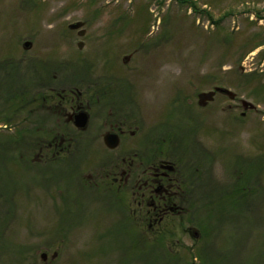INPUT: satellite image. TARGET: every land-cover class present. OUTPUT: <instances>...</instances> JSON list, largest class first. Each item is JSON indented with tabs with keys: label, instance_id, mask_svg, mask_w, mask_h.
Wrapping results in <instances>:
<instances>
[{
	"label": "rangeland",
	"instance_id": "1",
	"mask_svg": "<svg viewBox=\"0 0 264 264\" xmlns=\"http://www.w3.org/2000/svg\"><path fill=\"white\" fill-rule=\"evenodd\" d=\"M77 22L87 40L68 28ZM106 60L140 82L124 96L162 117L145 145L172 139L207 171L165 234L143 232L94 188L107 181L105 146L51 159L46 113L32 116L39 82L68 85ZM215 87L236 98L202 109L199 94ZM21 94L29 105L14 109ZM0 264H264V0H0Z\"/></svg>",
	"mask_w": 264,
	"mask_h": 264
},
{
	"label": "flooded vegetation",
	"instance_id": "2",
	"mask_svg": "<svg viewBox=\"0 0 264 264\" xmlns=\"http://www.w3.org/2000/svg\"><path fill=\"white\" fill-rule=\"evenodd\" d=\"M80 31H76V34L87 40L88 34L85 32L80 35ZM106 35L110 41L114 33ZM80 43L84 46L83 42ZM104 47L107 51L105 59H108V51L112 47L109 42ZM131 58L129 56L122 60L124 67ZM113 63L106 60V64H98L93 70L94 75L79 77L68 85H52L51 77L39 82L42 92L36 94L40 98L34 97L32 92L28 93L30 96L27 95L32 99V116L39 111L46 113L45 130L50 137L54 133L47 147L48 152L52 151L51 159H70L85 144L105 146V152L110 153L99 162L102 173L99 174L107 181L93 182L94 188L112 194L116 203L128 213L127 221L131 213L133 222L143 232L149 229L150 232L165 234L162 224L172 216L185 213L184 204L186 203V207L189 205V200L198 193L208 174L205 167L195 165L193 160L183 157L172 139L157 137L152 145H145L146 126H155L162 117L160 115L158 119V116L143 115L139 107L140 99L137 100L135 92L130 93L129 98L124 96L122 88L125 82L130 81L133 86H139L140 82L135 75H120L122 70L116 69ZM78 85L85 86V91H81ZM211 92L205 94L210 95ZM202 95L198 96V105L206 110L210 104L215 103L217 95L222 94L215 92L212 96ZM127 99L131 104L126 102ZM240 103L243 110L252 111L250 107H247L248 110L244 108L242 101ZM220 109L226 111L224 108L216 110ZM228 109L237 110L233 107ZM241 115L245 116L244 113ZM195 120L196 115L193 121ZM107 135L116 136V148L106 146ZM195 143L205 153L201 149L205 148L203 144Z\"/></svg>",
	"mask_w": 264,
	"mask_h": 264
},
{
	"label": "water",
	"instance_id": "3",
	"mask_svg": "<svg viewBox=\"0 0 264 264\" xmlns=\"http://www.w3.org/2000/svg\"><path fill=\"white\" fill-rule=\"evenodd\" d=\"M83 27H84V23H82V22H77V23H74V24L69 25V29H70V30H73V31H75V30H79V29H81V28H83ZM84 33H85L84 29L80 31V35H83ZM31 47H32V45H31L30 42H26V43L24 44V49H25V50H29ZM82 47H83V46H82V44L80 43V44H79V48L82 49ZM215 92H219V93H221V94H224V95L228 96V97L231 98V99L235 98V96H236L232 91H230V90H228V89H225V88H221V87H217V88L215 89V91H213V92L210 93V95H209V94H208V95H207V94H203L202 96H206V95H207V96H212ZM242 105H243L244 108H246V109H247V107H250L249 109H255V108H256L253 104H251V103H249V102H246V101H243V102H242ZM105 144H106V146L109 147L110 149L116 148L117 145H118V142H117V138H116V136H115V135H114V136L107 135V136L105 137ZM54 256H57V255H54ZM42 258L45 260V259L47 258V255H46V254H43V255H42Z\"/></svg>",
	"mask_w": 264,
	"mask_h": 264
},
{
	"label": "trees",
	"instance_id": "4",
	"mask_svg": "<svg viewBox=\"0 0 264 264\" xmlns=\"http://www.w3.org/2000/svg\"><path fill=\"white\" fill-rule=\"evenodd\" d=\"M6 68V67H5ZM10 68H14V67H12V66H10ZM18 76V75H17ZM21 97H19L20 99H18V101H17V103H15L14 105H15V107H14V109L15 108H17L18 110H21V109H23V108H26V106H27V104L29 105V102L27 101L28 99H27V97H23L22 96V94L20 95ZM18 112V111H17ZM13 161H16V160H13ZM242 195V194H241ZM231 199V198H230ZM237 198L234 196V198L233 199H231V201L233 202V201H235ZM237 201V200H236ZM232 206H233V203H232ZM211 263H212V261H211Z\"/></svg>",
	"mask_w": 264,
	"mask_h": 264
}]
</instances>
